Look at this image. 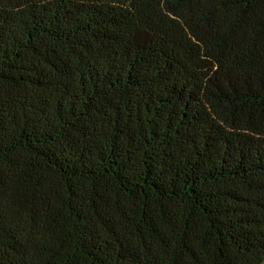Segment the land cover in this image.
<instances>
[{"label": "trees", "instance_id": "obj_1", "mask_svg": "<svg viewBox=\"0 0 264 264\" xmlns=\"http://www.w3.org/2000/svg\"><path fill=\"white\" fill-rule=\"evenodd\" d=\"M0 264H264V0H0Z\"/></svg>", "mask_w": 264, "mask_h": 264}]
</instances>
